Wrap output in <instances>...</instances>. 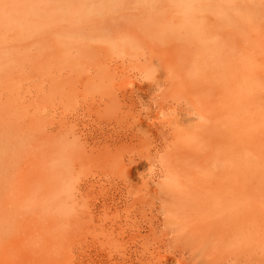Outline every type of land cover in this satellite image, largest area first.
Segmentation results:
<instances>
[{
  "label": "bare ground",
  "instance_id": "obj_1",
  "mask_svg": "<svg viewBox=\"0 0 264 264\" xmlns=\"http://www.w3.org/2000/svg\"><path fill=\"white\" fill-rule=\"evenodd\" d=\"M61 1L58 0L57 3ZM212 1L214 0H77L73 6L69 2L71 5L67 4L69 8L62 6L64 2H61V6L58 5L59 18L51 23L55 24L58 21L56 24L58 27L55 26L51 31L52 49L47 47L51 49L52 54V56L48 55L51 56L50 67L47 68V72L50 71L49 83L46 81L50 89L44 83L46 87L48 86L45 88L46 91L49 89L47 92L49 95L45 91L48 101L45 94L44 98L42 97L45 90L42 89V84L40 87L43 92L37 88L36 91L34 90L41 91L39 97L43 99L39 100L46 99L43 101L46 104L40 101L42 106L45 105L42 108L45 113L43 117L40 115L43 114L41 109L38 110V103L32 100L35 98L33 95L35 93L32 92L34 98L28 99L34 102V107L38 110L36 115L34 114L36 133L33 131L35 128L32 132L44 137L42 147H37L35 145L37 142L33 143L35 145L33 149L37 148V152L35 151L37 157H34L37 161L35 159L33 161L40 163L43 156L47 170L53 171L55 175L53 189L46 188L44 191L43 205L44 213L55 215L61 222L59 226L64 229L60 231L62 228L60 230L54 228L53 233L56 234L58 230V237H61L62 233H68L70 229L68 225L72 221L76 225L74 229L81 236L79 240L82 243L77 241L83 248H94L102 254H97L95 260L92 258L98 264L99 262L100 264L101 262L102 264H210V261L204 257L197 260L190 252L186 256L175 245L179 241L187 242V245H199L203 251L212 248L220 255L219 257L227 251L241 252L256 247L259 251L255 253L256 257L253 261L264 264V27H257L258 32H255L259 34L253 32L256 37H248L246 40L243 38L244 42L235 41L233 44L225 37L228 26L224 25L222 20L227 15V10L236 11L234 6L242 2L241 8H243L245 1L242 0L240 3L239 0H235L236 4L232 1L234 8L229 7L230 9L227 10L225 3L229 0H216L219 2L218 9L213 7ZM53 2L51 0L49 3ZM248 2L249 0L245 2L246 6L249 5ZM50 5L48 4V7ZM40 6L46 9L44 5ZM38 7L39 5L37 9L35 8L36 13L30 8L34 15L37 14ZM22 8L25 10L26 6ZM244 9L246 8L242 9V15L246 17L248 14ZM47 10L54 11L47 8L40 14L45 11V15ZM239 10L241 11L240 8ZM240 11L235 13L240 15ZM21 12L20 14L24 13L25 17V12ZM205 14L209 22L204 20ZM31 15L29 18L33 21ZM44 15H41L42 19ZM247 17L246 19H250ZM23 19H26L27 25V17ZM35 19L37 23L42 22L39 17ZM50 19L52 21V18ZM247 21L249 20L243 22L252 24L251 20ZM20 22L22 24L21 19ZM43 22L39 23V26L41 25V29L45 27L46 30L47 24L43 25L45 23L49 25V22L45 21L44 24ZM31 23L32 26L35 25L34 22ZM17 24L21 27L19 22ZM23 26L24 21L22 28ZM35 26L40 32L38 24ZM36 27H34L35 32H37ZM251 27H255V24L250 25ZM47 31L50 34V30ZM97 33H103L105 39L98 38ZM83 38L92 45L101 41L97 43L101 52L104 51L102 48L109 38L110 42L107 44H115L110 46V49L120 47L123 58L122 68L118 67L119 60V63L113 61L114 56L110 64L109 56L106 54H103L106 57L105 62L109 59L110 65L99 66L101 63L97 61L98 58L96 59L94 48L84 43L85 40L81 42ZM46 40L48 41L49 37ZM57 47L61 52H58ZM110 51L108 52L111 53ZM101 55L99 59L104 62L101 59L105 57L101 58ZM10 59L9 57L6 61ZM95 60L98 63H94L97 67L95 69L97 74L94 75L99 74L94 81L95 83L99 79L97 88L91 87L93 85L90 84L89 87L88 83L78 85L79 80L75 79L77 67L84 62L87 65L84 69L91 71L90 69L93 70L94 67L92 62ZM2 61L0 60L1 63ZM154 63L155 68L157 63L159 64V73L153 70ZM160 68L164 71L162 75ZM78 70L83 72V69ZM86 73L84 75H91ZM10 77H6L9 80L5 82L9 84L14 80L17 82V78V80L15 77L14 80L11 78L10 81ZM92 80L88 82L94 84ZM3 85L8 86L5 83ZM11 85L9 89H2L13 92L16 87L12 85L13 88H10ZM16 86L20 85L17 83ZM18 89L21 90L17 88L14 91L16 97ZM6 92L3 96H6ZM3 93L0 91V94ZM22 93L29 94V98L32 96L27 91ZM10 94L11 100L13 96ZM26 95L24 98L27 97ZM19 98L17 97V100ZM12 100L11 104L16 101ZM22 101L26 104L27 98L21 99V104ZM15 103L20 105V102ZM13 106L14 103L11 107ZM22 108L18 106V109ZM16 109L17 113L19 110ZM0 110L4 113V109L0 108ZM185 112L198 114L199 122L190 123V116L184 114ZM4 121L0 120V124L3 123L0 129L3 126L6 130H11L3 133H11L13 128L15 131L14 124H12L13 128L8 129L6 126L9 127L10 123H7L6 119ZM20 123H16L17 126ZM3 133L0 136L1 143ZM10 133L7 136H12ZM7 136L5 135V138ZM24 136L23 141H16V138V144L25 142V138L29 137ZM10 138L4 140L8 142ZM6 141L3 142L4 150L9 146L6 151L11 153L18 145L13 144L14 148H12L11 145L6 144ZM9 143L12 144V140ZM31 143L30 140L27 144ZM27 144L26 147L24 146L25 150ZM2 149H0L1 157L6 153ZM33 149L29 157L33 155ZM25 150L24 153L20 152L22 156ZM15 152L18 154L19 150ZM10 153L7 152L10 155L8 157H14ZM5 155L3 158L7 161L8 157ZM24 156L20 158L23 160ZM15 158L17 159L14 157L13 160L16 163ZM22 160H18L17 163L20 161L21 165ZM3 161L0 160V163L2 162L0 165L5 169V165L11 162L8 161L4 167ZM17 163L15 165H19ZM15 168L10 166L14 174H20L19 170L15 172ZM26 168L22 169L26 170ZM10 169L7 168L6 172L0 169V176L4 172L1 178L12 176ZM9 177L7 180L13 185L14 182L10 179L15 180V177L12 176L10 179ZM5 179L2 180L6 181ZM16 180L21 185L22 181L19 183L17 178ZM4 181L2 182L5 183ZM3 183H1L2 187L5 185ZM8 185L9 183L5 186ZM20 187L17 189L20 193L14 189L17 195L12 191V195L16 196L14 198L19 201L24 194L27 196V190ZM27 187L26 189L30 188ZM9 188L11 185L8 190ZM9 193L6 192L7 196ZM18 193L21 196H18ZM39 199L40 193L37 192L35 196L37 208ZM39 213L40 210L37 211V214ZM35 219L34 217L31 220L35 221ZM38 222L36 221L35 224ZM35 224L31 227L36 229L38 226L36 227ZM71 224L70 227L73 226ZM33 231L32 234L36 233L32 235V245L35 242L43 247L51 243L46 237L50 233L46 232L42 237L43 232L39 227ZM69 235L71 236L70 233ZM33 236L36 238L35 241ZM77 236L76 234V238ZM60 245L57 246V249L58 247L60 249L55 251L60 252L61 257L64 248L61 252L63 244ZM66 245L64 246L67 247ZM73 245L76 247L75 244ZM51 246H47L48 249ZM33 247L30 248V252L33 250L38 252L37 249L39 251L41 249L40 246L37 248V245ZM44 250L40 251L42 254L46 252L43 257L50 256V250L49 254ZM35 251L31 254L34 255ZM40 252L37 254L42 256ZM74 252L78 255L77 251ZM66 253L63 254L67 255ZM86 253L90 255L88 251ZM76 254H73L74 257ZM39 255L38 257L35 255L36 260L43 258ZM57 256L53 253L54 258ZM62 257L57 261L54 260V264L61 259L64 261L66 256ZM40 260L33 262L41 263L43 260ZM47 260L49 261V258L44 262L47 263ZM75 261L77 262V259ZM242 263L241 260L229 264Z\"/></svg>",
  "mask_w": 264,
  "mask_h": 264
},
{
  "label": "rangeland",
  "instance_id": "obj_2",
  "mask_svg": "<svg viewBox=\"0 0 264 264\" xmlns=\"http://www.w3.org/2000/svg\"><path fill=\"white\" fill-rule=\"evenodd\" d=\"M40 1H41V3H40ZM46 1V2H45ZM51 0H44V2L42 1V0H0V41H2L3 43H0V44H2L1 46H0V52L2 53H0L1 55H0V60L2 61V63L0 62V73H1V71H2V73L0 74V91L3 93V91H4V93L3 94H0V108L1 109H4L3 111H4V113H2L1 111L2 110H0V113H2L0 116H1V118H0V120H1V122H3L5 119L7 120V123H10V126L8 127V126H6L8 129H10V128H13L14 126H15V131H14V128L12 129L13 131H11V133H10V135H12V136H7V135H9V133H7L6 134V132L7 131H10V130H6V128H4L5 127V121H4V124H3V126H1L2 128L1 129H3V130H1L0 129V136H2V133H3V131H6L5 133H3V136L4 137H1V140H2V138H3V142L5 143V141L6 140H9V138L10 137H13L14 138V140H13V138H10L11 140H12V144H10L9 142H11V140L10 141H6V144L8 143L9 145H11L10 147H12V148H14L13 146V144H15V145H18L17 147H18V149H17V147H16V149L14 148V150L12 149V151H11V153H12V155H14V157H17V159L15 158V160H16V163H17V161L18 160H22V158H20V157H23L26 153V155L24 156L25 157V159L23 158V160H22V163H21V165H20V161L17 163V164H19V165H15L16 163H15V161L13 160L14 159V157H8V156H10V155H8L7 154V152L8 153H10V151H6V149H9L8 147H6L5 148V150H4V145H3V142L1 143V145L3 146L2 148H1V145H0V149H2L3 151H6V153H1L2 154V156L4 157V155L6 154L7 155V157H8V159L10 158H12L11 160L9 159H7V161H5L4 159L5 158H3V157H1V155H0V158H3V160L5 161H3L2 159H0L1 161H3V166L5 165V164H7L8 163V161L9 162H11V163H9V164H11L10 166L14 169L15 167V172H18V170H19V173L20 174H14V171L12 172V169H10V166H8V165H5L7 168H9L11 171H9L11 174L13 173V177H15L14 175H17V177H15L14 179L15 180H13V179H10V177L12 178V176H10V175H8V177H9V179L11 180V181H13L12 183H13V185L15 186H13L12 184H11V182L9 181V180H7L8 179V177L5 179L4 177H2L1 178V176H3V174H4V172H3V174L0 176V182L1 183H3L2 181H4V180H2V179H5L6 181H4L5 183H3V184H5V185H7L8 183H9V185H8V187H10V185H11V188H9V190H8V187L7 186H1V183H0V186H1V188L2 189H0V264H37V263H39V264H41L42 262H43V264H54V262L55 261H57L58 260V258L60 259L63 255L64 256H66V258L64 259V261H62L63 259H61L59 262H56L55 264H65V262H66V264H77V262H79L78 264H98V262H95L94 260H95V257H96V255L97 254H99L98 253V251L97 250H95L94 248L92 249V248H83V246L81 245V241L79 240V239H81L80 237V235L78 234V232H75V227H76V225H74L73 224V222L71 221L70 223H69V225H68V233H62L61 234V237H58V230H57V233L56 234H54L53 233V229L54 228H56V229H59L60 230V228H62L60 231H64V229H63V227H61V226H59L60 224H61V222H60V220L59 219H57V217L55 216V215H53V214H49V215H46L45 213H44V211H43V205H44V196H45V194H44V191H45V189L46 188H48V189H50V190H52L53 189V186H54V184H55V175H54V173H53V171H50L49 169L47 170V166H46V164H44V160L42 159L43 158V156H41V162L40 163H36L35 161H37L34 157H37V148L36 149H33L34 148V146L36 145L37 147L38 146H41L42 147V145H43V143H44V137L40 134L39 136L37 135V134H35L36 132H35V130H36V128H35V123H34V116L36 115V113L38 112V110H40L41 109V111H42V108H44V106H42L43 104H46V103H43V101H45V100H39L40 98H42L43 96H45L46 94L47 95H49L47 92H49L48 90L50 89V85H48L47 83H49V76H50V74L48 73V72H50V71H48L47 72V70L49 69V62H50V58H51V56H52V54H51V49H52V46H53V43L51 42V40H53L52 39V35H51V31H52V29L53 28H55V26H56V24H57V22L58 21H56V23L55 24H51V23H54V21L53 20H56V19H58L59 18V15H58V10H57V8H58V5L59 6H61V4L64 2L65 4L63 5L62 4V6H64L65 8H69L68 6H67V4L69 5L70 3L69 2H71L70 0H62L61 2H59V3H57L58 2V0L57 1H54L53 2V0H52V2L54 3V4H56L57 5V7H56V5H55V7H53L52 8V6L54 5L53 3V5L51 4V3H49ZM60 1V0H59ZM80 1V0H79ZM232 1H235V0H229V1H227L228 2V4H230L229 6H228V4H227V2L225 3V9L227 10V8L228 9H232V8H236L237 10L236 11H234V10H231V11H229V10H225L226 11V16H224V19L222 20L223 21V23H224V25H226V26H228V27H226V33H225V37H226V39L229 41V42H231V43H233V42H235V41H238V42H240V43H242V42H244L246 39H248V37L250 38V37H256L259 33H257L258 31V29H257V27L259 28V27H264V14H260L261 12H264V8H263V6H264V0H249V2H248V6H246V4L247 3H245V2H247L246 0H244L245 2H244V4L245 5H243V8L245 7L246 9H244V11L248 14V15H246V17L247 18H250V19H246V17L245 16H243L242 15V13H243V11H242V9L243 8H241L242 7V3H241V1L242 0H239L240 1V5H238V3L236 4V1H235V6H234V2H232ZM35 2V3H34ZM44 4H43V3ZM77 3V0L75 1V0H72V2H71V4H72V6L73 5H75L76 3ZM231 2V3H230ZM217 3V4H216ZM233 3V4H232ZM21 4H22V7H25L26 6V8H25V10L21 7ZM34 4H35V6L37 7L38 5H39V7H38V12H39V10H40V12L38 13L37 12V14H39L38 16H37V14L36 15H34L33 13H36V11L37 10H35V6H34ZM42 4V6L44 5V7H46V9L47 8H49L50 10L52 9V10H54V11H49V10H47V15H46V13H45V15H44V12L45 11H43V15H44V17L46 18V16H47V18H48V14H49V18L46 20V19H44V17H43V19L46 21V22H49L48 20L50 19V18H52V21H51V19H50V22H49V25H48V23H45V21L43 22V19L41 18L42 16V14H40L41 13V11L42 10H46V9H43L40 5ZM48 4L50 5L49 7H48ZM218 5L219 4V2L218 1H216V0H214V1H212V5H213V7L214 8H216V9H218L219 8V5L218 6H216V5ZM255 4H256V6H255ZM33 5V6H32ZM215 5V6H214ZM239 6V8L241 9V11L239 10V8H238V6ZM29 6H31V7H29ZM69 6H71V5H69ZM232 6V7H231ZM234 6V7H233ZM255 6V7H254ZM41 7V8H40ZM230 7V8H229ZM30 8H32L33 10H35V12H33V10H30ZM56 8V9H55ZM249 8H250V10H249ZM259 8V9H258ZM23 9V10H22ZM37 9V8H36ZM248 9V10H247ZM20 10V11H19ZM21 10H22V12H21ZM29 10H30V12L32 13V15H31V13L29 12ZM255 10V11H254ZM23 11L25 12V17H24V13H23ZM28 13H27V12ZM56 11V12H55ZM234 11V12H233ZM238 11H240L241 12V14L240 15H238L239 13H235V12H238ZM261 11V12H260ZM20 12L21 13H23V14H20ZM50 12H54V13H50ZM233 12V13H232ZM244 12V13H245ZM257 12V13H256ZM259 12V13H258ZM229 13V14H228ZM50 14H51V16H50ZM29 15H31L32 17H33V21H31V19L32 18H29ZM230 15V16H229ZM236 15H238V16H236ZM23 16V17H22ZM39 17V19L40 20H42V22H43V24L45 23V25H43V26H46V24H47V26H46V30H45V27L43 28L42 27V29H41V25L39 26V23H42L40 20H38V21H40V22H38L37 23V18L35 19V17ZM3 17V18H2ZM21 19V21H22V24H21V22H20V19ZM27 17V22H28V24L26 25L25 24V22H26V19H23V18H26ZM53 17H54V19H53ZM56 17V18H55ZM230 17V18H229ZM244 17V18H243ZM205 18H207L206 17V14L204 15V20L206 21V22H209V18H207V19H205ZM228 20H227V19ZM2 19V20H1ZM19 19V21H17ZM216 19V18H215ZM244 19H246V20H251L252 21V24H255V27H251L250 28V25H252L251 23H250V25H249V23H246V24H248V25H246L245 24V22H243V21H246V20H244ZM232 20V21H231ZM259 20V21H258ZM23 21H24V28H22V25H23ZM249 21H247V22H249ZM256 21L258 22V23H256ZM17 22H19L20 24H21V27L18 25H16V23ZM31 22H34L35 23V25L36 24H38V27H39V29L41 30L40 32L38 31V29H37V27L35 26V25H33L32 26V24L33 23H31ZM66 23V22H65ZM237 23V24H236ZM260 23V24H259ZM9 24H10V26H9ZM51 24V25H50ZM259 24V25H258ZM263 24V25H262ZM12 25H14V26H12ZM25 25H26V28H25ZM235 25V26H234ZM32 26V27H31ZM232 26V27H231ZM245 26H246V28L248 29L247 31H246V28H245ZM18 27H20L19 29H18ZM34 27H36V31L37 32H35V30H34ZM50 29H49V28ZM56 27H58V26H56ZM14 28H16V29H14ZM253 29V30H250V29ZM30 29V30H29ZM47 29L48 30H50V34H49V32L47 31ZM242 29V30H241ZM257 29V30H256ZM42 30H44V32L46 31V33H42ZM53 31H55V30H53ZM239 31V32H238ZM241 31V32H240ZM244 31V32H243ZM249 31H251L252 33H245V32H249ZM255 31H257V32H255ZM105 32V31H104ZM228 32V33H227ZM242 32H243V34H244V36L242 35ZM253 32H255L256 34L255 35H253ZM47 33L49 34V35H47ZM230 33H231V37H230ZM245 34H247V35H245ZM248 34H250V36H248ZM253 36H252V35ZM43 35H45V37L43 36ZM97 35H99V36H101V37H99V36H97L98 38H103V39H105L104 37V35H103V33H97ZM229 38H228V37ZM260 36V35H259ZM258 36V37H259ZM48 37H49V40L47 41L46 39H48ZM240 38V39H239ZM243 38H245V40H243ZM239 39V40H238ZM82 40V41H81ZM81 40H79V41H81V42H84V40H85V42L84 43H87V40L85 39V38H83V39H81ZM108 42L107 43H109L110 42V39L108 38ZM103 42L102 43H104V40H102ZM107 41V40H106ZM22 42V43H21ZM101 42V41H100ZM100 42H95V44H91V43H87V44H90V45H92V48H94V50L93 51H95V55L97 56L96 57V59H97V61L99 60V62L101 63H99L100 65L99 66H101V67H103L104 65H102V64H111V62H112V59L111 58H113V56H114V59H113V61H117L118 62V60H119V62H120V65L119 64H116L120 69L122 68V64H121V60L123 59L122 58V54H121V51L119 50V48H118V46H116V47H113V50L112 49H110L111 47L110 46H113V44L112 43H110V44H107L106 42H105V46H104V48H102V49H104V51H100L99 50V47H97V43L99 44ZM92 43H93V41H92ZM106 44H107V46H106ZM233 44H235V43H233ZM96 45V46H95ZM51 47V49H48L47 47ZM102 46H103V44H102ZM101 46V47H102ZM114 46H115V44H114ZM97 48V49H96ZM105 48H106V51H105ZM108 48V49H107ZM57 49H58V52L60 51V48L59 47H57ZM99 50V51H96V50ZM101 49V48H100ZM118 49V50H117ZM110 50H112V52L110 51ZM108 51H110L111 53H109ZM117 52V54H116V52ZM8 52V54H6ZM61 52V51H60ZM99 52H100V54H102L101 55V58H104L105 57V55H103V54H106V56H109V59H108V57H107V59L110 61L109 63H108V60H107V62H105V60H106V57L104 58V59H101V60H104V62L103 61H100V54H99ZM107 52H108V55H107ZM51 54V56L49 57L48 55H50ZM110 54H111V56H110ZM114 54H116V55H114ZM49 58H48V57ZM116 56H117V58H116ZM5 57H6V59H8L9 57L11 58L10 60H7L6 61V59H5ZM3 58V59H2ZM5 59V60H4ZM96 60L94 61V62H92V65H94V67H93V70H92V68L90 69L91 71H87L86 69H84L85 68V66L87 67V65H85V63L84 62H82L80 65V67H77V66H79V65H77L76 67L78 68V69H83V72L80 70H78L77 69V73L75 74V75H77V76H79V79H78V77L77 76H75L76 78L75 79H77V81L79 82L78 83V85H83L84 83H88V86L90 87V85H93V86H91V87H93V88H97V82H99V79H97V82H95L94 83V81H96V78H98L99 77V74L98 75H94V73L95 74H97L96 72H95V69L97 68V67H95V64L94 63H96L97 62ZM7 62V63H6ZM46 62V63H45ZM114 62V63H115ZM118 62V63H119ZM4 63H6V64H4ZM98 63V62H97ZM46 64V65H45ZM84 64V65H83ZM109 64V65H110ZM159 64H160V62H159ZM158 63H157V67L155 68V66H156V64L154 63V65H153V70L155 71V72H157L158 71V73L160 72V70H158V65H159ZM48 65V66H47ZM91 65V64H90ZM113 65V64H112ZM84 66V67H83ZM106 66V65H105ZM2 67H4V69H5V67H6V69L5 70H7V71H5ZM17 69H16V68ZM48 68V69H47ZM1 69H3V70H1ZM27 69V70H26ZM161 69V68H160ZM9 70V71H8ZM15 70V71H14ZM163 69H161V71H162ZM7 72L6 74H9L8 76L5 74V72ZM13 71V72H12ZM88 72L89 74L91 73V75H88V73H86V72ZM94 71V72H93ZM4 72V73H3ZM47 72V73H46ZM93 72V73H92ZM81 73V74H80ZM83 73V74H82ZM87 74L88 76H89V78H90V76H92L90 79L88 78V76H86V75H84V74ZM164 73V71H162L161 72V75ZM46 74H48V75H46ZM93 74V75H92ZM82 75H84V77H82ZM10 77V76H12V77H10V81H11V78H13L12 80H14V77H15V79L17 78L18 80H20V81H18L17 79V82H15V80L12 82H10V84H12L13 86H14V88L16 87V89L14 90L13 89V92L14 91H16L17 90V88H21V90L20 89H18L19 91H21V92H19V91H17L18 92V94H17V97H20L21 98V96L23 97V98H21V99H23V100H25L26 98H27V101H26V104H24L25 103V101H22V104H24V105H22L21 104V99L19 98L18 100H17V97L15 96L16 95V93L14 92V95H12L13 94V92H9V90H7V89H2V88H8L9 87V83L8 82H5L6 80L8 81L9 79H7L6 77ZM46 76H47V78H46ZM86 76V77H85ZM94 76V77H93ZM42 79H41V78ZM81 77H82V79H81ZM36 78V79H35ZM38 78V79H37ZM95 78V80H92V79H94ZM44 79V80H43ZM40 80V81H39ZM41 80H43L42 82H41ZM89 80H92L93 81V83L94 84H92V83H90V82H88ZM1 81H3V82H1ZM46 81H47V83H46ZM14 82H15V84H14ZM20 82V83H19ZM83 82V83H82ZM3 83H5L6 85H8L7 87L5 86V85H3ZM19 84L20 86L19 87H17L16 86V84ZM44 83H46L48 86H49V89H47V91H46V89L45 88H47L46 87V85L44 84ZM147 83H149V82H147ZM1 84H2V86H1ZM24 84V85H23ZM30 84V85H29ZM41 84L43 85V90H44V93H43V95H42V97H39V96H41V95H39V94H41L40 92L42 91L41 90ZM90 84V85H89ZM11 85V86H12ZM45 85V86H44ZM10 86V88H13V86L11 87ZM41 86V87H40ZM25 90H24V89ZM40 89L41 91L40 92H35L36 90L35 89ZM9 89V88H8ZM22 89H23V91H22ZM3 90V91H2ZM11 91H12V89H10ZM35 90V91H34ZM6 91H8V93L6 92ZM25 91H27L28 93H31V95H32V92L33 93H35V94H33L34 96H35V98H34V96L32 95V96H30L31 98H29V94L28 95H26L25 93H24V95H26L27 97H25L24 98V95H23V93L22 92H25ZM45 91H46V94H45ZM5 92L7 93L6 94V96H3V95H5ZM43 92V91H42ZM9 93H11L10 95H12L13 97L11 98V100L12 101H14V100H16L17 101V103L18 102H20L19 104L21 105H17L15 102L16 101H14V102H12V104L10 103L11 102V100H10V96H9ZM20 93H22V95L20 96ZM45 94V95H44ZM46 95V98H47V101H48V96ZM6 97V98H5ZM9 99H8V98ZM38 99H37V98ZM32 98H34V99H32ZM44 98V97H43ZM42 98V99H43ZM28 99H32L33 101H35L36 103H38V110H36L37 108L36 107H34V102H32V101H28ZM91 99V98H90ZM38 100V101H37ZM43 103H41V102ZM46 101V102H47ZM13 103H14V106L13 107H11L12 105H13ZM31 103H33V104H31ZM35 103V104H36ZM11 104V105H10ZM17 106H16V105ZM42 104V105H41ZM30 105L32 106L33 105V107H30ZM41 105V107H39ZM18 106L21 108V107H23L22 109H18ZM37 106V105H36ZM6 108V110H5V108ZM8 107V108H7ZM16 107H17V109H16ZM9 108H11L10 110H8ZM30 108H32L31 109V111L29 110ZM15 109L16 110H19V111H17V113H16V111H15ZM28 110L30 111V112H28ZM44 110V109H43ZM20 111H21V114H20ZM34 111V112H33ZM37 111V112H36ZM22 112H24L23 114H22ZM43 112V114L42 113H40V115H42V117L44 116V111H42ZM32 114L33 113V115H31L30 116V114ZM3 114L5 115V116H3ZM20 114V115H19ZM35 114V115H34ZM184 114H186V115H188V116H190V123H192V124H196V123H198L199 121V116H198V114H196V113H192V112H190V113H188V112H185ZM7 115V116H6ZM22 115V116H21ZM19 116H21V117H19ZM25 116V117H24ZM30 116V117H29ZM22 117H24V118H22ZM33 117V118H32ZM5 118V119H4ZM8 118V119H7ZM20 118V119H19ZM32 119V120H31ZM20 120V121H19ZM9 121V122H8ZM198 121V122H197ZM0 122V123H1ZM20 123V122H22V123H20L19 124V126H17L18 124H16V123ZM2 124H0V125H2ZM12 124H14L13 125V127H12ZM6 125H9V124H6ZM20 126H21V128H20ZM33 127V128H32ZM20 130H19V129ZM30 128V129H29ZM32 128V129H31ZM35 128V129H34ZM34 129V130H33ZM23 130H25L24 132H23ZM30 130H31V132H32V130L35 132H30ZM8 137V139H6L5 138V135ZM27 135V136H29L28 138H25L26 140H24L25 142H20L21 144H16V141H23V138L25 137L24 135ZM32 134V135H31ZM33 134H34V136H33ZM15 136V137H14ZM26 136V137H27ZM17 138V139H16ZM4 139H6V140H4ZM15 139H16V141H15ZM32 141V143L31 144H27L30 140ZM32 139H34V141L32 140ZM29 140V141H28ZM40 140V141H39ZM14 141H15V143H14ZM27 141V142H26ZM38 144H37V143ZM39 142H41V143H39ZM18 143V142H17ZM28 145L27 146V150H25V148H24V146L26 145V144ZM35 145H34V144ZM46 143V142H45ZM13 145V146H12ZM20 145V146H19ZM21 145L23 146V147H21ZM31 146H33V147H31ZM21 147V148H20ZM26 147V146H25ZM24 148V149H23ZM21 149H23V150H21ZM31 149H33V152H32V154L33 155H30V157H29V153L31 152ZM16 150H19V153L17 154L15 151ZM21 150V151H20ZM25 150V154H23V156H22V152ZM2 151V152H3ZM36 151V152H35ZM21 152V153H20ZM10 153V154H11ZM14 153V154H13ZM17 155H16V154ZM24 153V152H23ZM20 154H21V156H20ZM5 155V156H6ZM16 155V156H15ZM18 155H19V158H18ZM6 157V158H7ZM26 157L28 158V159H26ZM29 158H31V160H29ZM35 159V161H33ZM29 160V161H28ZM32 161H33V164H32ZM30 162H31V164H30ZM25 163V164H24ZM28 163H29V167H28ZM1 165H2V162L0 163ZM24 164V165H23ZM39 165L38 167H37V165ZM0 165V169H2V171H4L5 170V172H6V170H7V168L5 167V169H3V167ZM15 167H14V166ZM27 165V166H26ZM33 165V166H32ZM36 165V166H35ZM20 166H22V168L24 167V168H26V170H27V172H26V170H24V169H22ZM36 167V168H35ZM20 169H22V170H20ZM33 171H32V170ZM37 169V170H36ZM29 170V171H28ZM8 171H7V173H8ZM24 171H25V173H24ZM1 172V171H0ZM23 173V174H22ZM9 174V173H8ZM18 175H19V177L21 176V178L19 179V177H18ZM22 175H23V178H22ZM6 176H7V174H6ZM5 176V177H6ZM27 177V178H26ZM16 178L19 180V183H21V181H22V183H21V185H19L18 184V181L16 180ZM26 178V179H25ZM22 179V180H21ZM15 181H17V182H15ZM7 182V183H6ZM30 182H32L31 184H30ZM17 183V184H16ZM25 183V184H24ZM2 184V185H3ZM17 185H19V187L17 186ZM29 185V186H28ZM16 186L18 187V188H16ZM20 186H22V189L23 190H27V196H25V194H24V191L22 190V192H21V194L23 195V196H25V198L23 197V196H21L19 193H20V191H19V195L18 196H21V198H20V201H22L21 203H20V201L16 198H14V196L12 195V191L14 192V194H16L17 195V193L16 192H18L17 191V189H19V188H21ZM23 186L25 187V188H23ZM30 187V188H28V187ZM46 186H48V187H46ZM4 187H6L7 189H3ZM13 187V188H12ZM26 187L28 188V189H26ZM12 189V190H11ZM16 190V192H15V190ZM30 189V190H29ZM6 192H10L8 195L9 196H7V194H6ZM37 192H39L40 193V201H39V207L37 208L36 207V204H35V196H36V193ZM25 193H26V191H25ZM13 197V198H12ZM16 197V196H15ZM22 198H24V199H22ZM22 203H24V204H22ZM22 204V205H21ZM23 206V207H22ZM16 210V211H15ZM38 210H40V213L39 214H37V211ZM12 212V213H11ZM19 216V217H18ZM36 218L35 219V221L34 220H31V219H33V218ZM56 217V218H55ZM32 221V222H31ZM33 221H34V224H35V222L37 221H39L38 223H36L35 224V226L37 227H39L40 229H41V232H43L42 233V237L43 236H45L46 235V232H48V233H50V235L53 233L54 235V237L51 235V237H50V235L49 234H47V235H49V236H46V237H48V239L50 240L49 242H51V243H48L47 245H43V247H41V245H39L40 246V251H42L43 252V250L44 251H47V249H48V247L47 246H50V245H52L51 246V248L50 249H48V254H49V250H50V256H48V255H46V256H48V258H49V263L47 262H44L46 259H48L46 256H44V257H46L45 259H44V257H43V255H45L46 254V252H44L45 254H42V252H40L39 251V249H37L38 250V252H40L41 254H42V256L41 255H39V254H37L38 252L37 251H35V250H33V251H35V253H34V255L33 254H31V253H33V251L32 252H30V248H32L33 246V248H35V246L37 245V248L39 247L38 246V244L37 243H33V245H32V243H31V240H33V238H32V235H34L35 233H33L32 234V231L34 230H36L35 229V227H31V226H34V224H33ZM55 224H54V223ZM72 223V224H71ZM70 224H71V226L73 227H70ZM48 225L50 226V228H48ZM52 227V228H51ZM34 228V229H33ZM32 229V230H31ZM47 229H48V231H47ZM56 229H55V231H56ZM11 231V232H10ZM33 231V232H34ZM50 231V232H49ZM69 233L71 234V236H73V238H71V236L69 235ZM27 234V235H26ZM45 234V235H44ZM73 234V235H72ZM75 234V235H74ZM76 234L78 235L77 237L78 238H76ZM27 236V237H26ZM34 237V236H33ZM35 237H36V235H35ZM34 237V241H35V238ZM46 237H44L45 239H47ZM55 237H57V238H55ZM68 237V238H67ZM70 237V238H69ZM29 238V239H28ZM55 238V239H54ZM76 238V239H75ZM48 239H47V241H48ZM52 239H54V241H51ZM75 241H74V240ZM61 240V241H60ZM70 240V241H69ZM71 240H73V242L71 241ZM77 240H79L80 242H78ZM57 241H60V242H62V241H65V243H58ZM76 241H77V243H76ZM33 242V241H32ZM30 243H31V245H30ZM75 244L76 245V247L73 245V244ZM194 242L192 241V244H193ZM34 244H36V245H34ZM62 245L63 244V246L61 247V249L62 250H60L61 252L63 251V248H64V252L63 253H66L67 255H65V254H63V253H61V257H60V255H59V253H57V251L60 249L59 247H58V249H57V246H59V245ZM67 244V245H66ZM70 245V247H69V245ZM25 245V246H24ZM53 245H54V247H53ZM60 245V246H61ZM64 245H66L67 247H65ZM73 245V246H72ZM78 245V246H77ZM175 245H177V247H178V249L179 250H182L185 254H186V256L188 255V253L190 252L191 253V255L192 256H195L196 258H197V260H199L201 257H204V258H206L208 261H210V264H229V263H234V262H239V261H241L242 260V264H258L257 262H255V261H253L254 259L253 258H255L256 257V255H255V253L256 252H258L259 250L255 247L253 250L252 249H246V250H241V252H239V251H234V250H231V251H227L226 253H224V255L223 256H221V257H219L220 255L215 251V250H213L212 248H208L206 251H203L202 250V248L199 246V245H187V242H184V243H182L181 241H179L178 243H175ZM32 246V247H31ZM73 248H72V247ZM82 248H81V247ZM27 247V248H26ZM81 249H80V248ZM23 248V249H22ZM65 248H67L68 250H65ZM72 250H70V249ZM75 248H77V249H75ZM43 249V250H42ZM51 249H54V250H52L51 251ZM79 249V250H78ZM55 250H57V251H55ZM74 250L75 251H77V253H78V255L76 254V252H74ZM83 252H82V251ZM88 251V253L90 254V255H88L86 252ZM90 251V252H89ZM28 252V253H27ZM37 252V253H36ZM51 252H53L54 253V256H56V254L58 255L57 256V258L55 257H53V253L51 254ZM69 252V253H68ZM85 252V253H84ZM95 252H96V254H95ZM234 252V253H233ZM76 254V256L77 257H79V258H75L74 257V255ZM93 253V254H92ZM217 253V254H216ZM28 254V255H27ZM30 254V255H29ZM95 254V255H94ZM251 254V255H250ZM26 255V256H25ZM38 257V255L40 256V258L41 257H43V258H41V260L39 259V258H37V260H36V256ZM69 255H71V257H69ZM81 255V256H80ZM89 257H88V256ZM99 255H102L101 253L99 254ZM31 256H33V258L31 257ZM63 256V257H64ZM85 256V257H84ZM93 256V257H92ZM253 256V257H252ZM53 259H52V258ZM62 257V258H63ZM68 257V258H67ZM91 257V258H90ZM16 258V259H15ZM73 258V259H72ZM89 258V259H88ZM94 260H93V259ZM217 258H219V259H217ZM221 258V259H220ZM35 259V260H34ZM44 259V260H43ZM77 259V262L75 261ZM85 260V262H83L84 260ZM210 259H212V260H210ZM215 259V260H214ZM223 259V260H222ZM38 260H40V261H42L41 263L40 262H36V263H34L33 261H38ZM55 260V261H54ZM70 262H69V261ZM71 260H73V261H71ZM220 260V261H219ZM212 261V262H211ZM61 262V263H60ZM62 262H64V263H62ZM68 262V263H67ZM83 262V263H82ZM95 262V263H94ZM99 264H100V262H99ZM101 264H102V262H101Z\"/></svg>",
  "mask_w": 264,
  "mask_h": 264
}]
</instances>
